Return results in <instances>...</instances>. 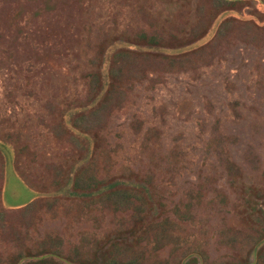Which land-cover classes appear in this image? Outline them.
<instances>
[{
    "label": "rangeland",
    "instance_id": "obj_1",
    "mask_svg": "<svg viewBox=\"0 0 264 264\" xmlns=\"http://www.w3.org/2000/svg\"><path fill=\"white\" fill-rule=\"evenodd\" d=\"M231 2L0 0V264H264V0Z\"/></svg>",
    "mask_w": 264,
    "mask_h": 264
},
{
    "label": "trees",
    "instance_id": "obj_2",
    "mask_svg": "<svg viewBox=\"0 0 264 264\" xmlns=\"http://www.w3.org/2000/svg\"><path fill=\"white\" fill-rule=\"evenodd\" d=\"M256 1L261 2V0H256ZM214 3L216 4V7H217V12L214 13V15L217 14V18H221V17L225 16L226 15L225 13L227 11H229V9L227 8L228 5L232 4L231 0H214ZM204 36H205V30H204V33H200V34L196 35V37L191 39V42L188 44L179 45L176 47H173V46L172 47H168V46L166 47L165 44H163L161 42L162 38L158 34L140 31V33L137 34V36H136L138 44L134 43L133 46H135V47L140 46V47L148 49V50L161 49V50L180 51V50H182L181 48H184V47L187 49L191 48L193 46V44L200 41ZM91 77H94V76L92 75ZM104 83H105V81H104ZM104 83H103V85H104ZM103 85L101 82L100 87L98 88V91L96 93L95 99H93L91 101V103L100 97V95L102 93ZM88 105L86 107H89ZM77 112L78 111H76V113ZM76 113H73V114H76ZM70 132L72 133V131H70ZM85 141L87 142V140H85ZM87 152H89V151H87ZM87 158H88V156L86 153L85 156H83L79 160L75 161L72 166H74V165L76 166L79 162L84 164ZM14 159H15V157H14V155H12L11 160H14ZM77 167L78 166H76L74 168L75 172L70 175L71 181L70 182L64 181L65 185H68L69 187H71L74 190H75L74 186L76 183V168ZM19 176H20V173H19ZM21 179H22V177H21ZM121 185H123V182L119 181L117 179L112 180L110 182L100 180V181L96 182V184L93 188V191L90 194L82 193L81 196L82 197L99 196V195H103L109 191H112L111 193H114L115 192L114 189L116 187L121 186ZM57 186L58 187H56L55 191L52 192L51 195L60 194V193H64V192L67 194H71V196H73L75 194V193L73 194L74 190L70 191L69 188L64 189V187H61V184H60V186L59 185H57ZM132 187H134V186H132ZM144 190L147 191L146 189H144ZM36 198H38V197H35V199ZM26 206H28V204ZM101 238L102 239L95 240L96 246H95L94 250L91 252L92 253V259L90 261H88V260L87 261H84V260H81V261L76 260L75 261V260H71V258L68 256L60 255L56 252L54 253V252H49V251L43 252V253L39 252L36 254H32L30 250H27L26 253H23L20 256L18 255L17 257H15L12 264H116V263H112L113 260L109 259V253H110L109 250H110V247H112L113 245H117L115 242H117L118 240H122L123 238H121V237L112 238L109 236H104ZM261 246H264V233L258 239V241L253 246V248L250 250V255H251L252 259H254L255 256H257L256 254H258V251L260 250L259 247H261ZM242 261L243 262L241 264H252V262L248 261L247 258L245 260L242 259ZM188 263H189V259L187 261L182 260L178 264H188ZM121 264H134V263H121ZM193 264H199V262L196 260V261H193Z\"/></svg>",
    "mask_w": 264,
    "mask_h": 264
},
{
    "label": "crops",
    "instance_id": "obj_3",
    "mask_svg": "<svg viewBox=\"0 0 264 264\" xmlns=\"http://www.w3.org/2000/svg\"><path fill=\"white\" fill-rule=\"evenodd\" d=\"M14 163V162H13ZM14 165V164H13ZM15 175L16 178H18L19 180L21 179V177L19 176V174H16V172L14 170H12V175ZM23 179V178H22ZM24 180H26L25 178L22 180L24 182ZM21 181V180H20ZM21 181V182H22ZM25 183V182H24ZM25 188L29 189V187L26 185ZM31 199V197L29 198V200Z\"/></svg>",
    "mask_w": 264,
    "mask_h": 264
}]
</instances>
